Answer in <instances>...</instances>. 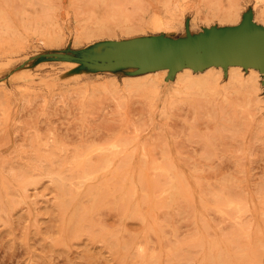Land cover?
Segmentation results:
<instances>
[{"label": "rangeland", "instance_id": "1", "mask_svg": "<svg viewBox=\"0 0 264 264\" xmlns=\"http://www.w3.org/2000/svg\"><path fill=\"white\" fill-rule=\"evenodd\" d=\"M263 4L239 0L237 16L230 17L224 0L213 7L207 0H0V178L14 200L0 211V264H126L100 231L61 239L57 188L47 175H34L23 192L9 174V168H26L55 144L62 147L55 149L61 160L121 138L138 164L144 146L178 164L193 199L158 197L140 206L144 213L155 208L162 253L166 245L204 228L212 234L235 229L211 208V192L222 185L247 203L254 234L264 235V84L258 68L239 65L245 76L259 70L260 101L242 108L230 80L236 65L184 67L169 75L168 68L104 69L47 55H102L113 43L160 34L181 38L187 24L199 34L236 25L249 13L264 25ZM188 73L194 79L215 74L220 90L200 94L194 86L190 91ZM201 198L211 207H203ZM94 218L108 232L145 235L139 216H125L113 203L97 208ZM148 240L151 247L159 246L155 234ZM199 253H192L196 264ZM232 264H264V247L256 260L238 258Z\"/></svg>", "mask_w": 264, "mask_h": 264}, {"label": "bare ground", "instance_id": "2", "mask_svg": "<svg viewBox=\"0 0 264 264\" xmlns=\"http://www.w3.org/2000/svg\"><path fill=\"white\" fill-rule=\"evenodd\" d=\"M224 1L228 3L227 15L237 16L239 0ZM207 2L209 7H213L218 0ZM260 11L264 16V4ZM239 67L236 65L238 70L230 73V80L241 97L240 106L249 108L260 101L257 94L259 70L253 68L254 71L245 76ZM191 76L188 73L190 91L194 86H197L200 94H215L220 90V82L215 74L200 79ZM116 103L117 107L122 106L120 100L117 99ZM120 139L107 146L75 150L61 160L57 158L55 149L62 147L55 144L48 152L37 153V158L30 161L26 168H9L8 172L23 192H26L27 184L35 182L34 175H47L57 188L61 239L77 237L81 232L94 237L100 231L105 242L126 264H196L192 254L196 252H200V264H232L238 258L257 259L259 248L264 247V235L254 234L253 224L248 220L249 206L244 200L230 196L224 185L212 190V207L202 198L201 203L203 207H211L221 215L223 221L229 220L235 229L230 234L220 231L212 234L204 228L188 240L166 245L168 248L162 253V225L154 216L155 208H149L144 213L140 206L152 200L155 203L158 197L172 202L193 199L190 181L179 170L177 163L155 157L151 149L145 146L141 151L144 160L138 164L133 153L128 151L127 144ZM13 201L10 186L1 177L0 211L6 203L12 204ZM106 203H113L125 216L132 213L139 216L145 224V235L131 238L100 227L94 213ZM199 225L206 227L205 222L199 221ZM150 234L156 235L159 246L151 247L148 240Z\"/></svg>", "mask_w": 264, "mask_h": 264}, {"label": "water", "instance_id": "3", "mask_svg": "<svg viewBox=\"0 0 264 264\" xmlns=\"http://www.w3.org/2000/svg\"><path fill=\"white\" fill-rule=\"evenodd\" d=\"M47 55L80 59L104 69L135 67L140 71H153L168 68L169 75L184 67L204 70L211 65L225 69L229 65H242L258 68L264 84V25L256 23L249 13L236 25L214 26L199 34H192L187 24L186 36L181 38L160 34L120 41L108 46L102 55L84 58L61 52Z\"/></svg>", "mask_w": 264, "mask_h": 264}]
</instances>
